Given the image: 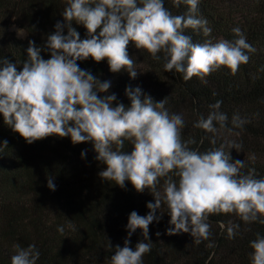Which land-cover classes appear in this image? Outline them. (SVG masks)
Instances as JSON below:
<instances>
[{"label": "clouds", "instance_id": "9594fccd", "mask_svg": "<svg viewBox=\"0 0 264 264\" xmlns=\"http://www.w3.org/2000/svg\"><path fill=\"white\" fill-rule=\"evenodd\" d=\"M173 3L186 4L188 14L173 15L165 0H66L61 13L64 22L55 24L42 46L29 40L21 70L17 63L0 57V115L13 132L28 144L53 135L70 137L73 144L90 142L95 159L105 166L98 172L102 181H114L121 188L127 181L137 192L148 190L153 195L155 202L147 203L146 215L129 214L127 237L123 247L116 245L111 264H143L142 257L152 246L149 225L159 221L156 213L162 204L170 216L167 234L188 233L195 244L210 235L209 214L235 213L246 223L264 224V178H255L254 169L241 174L244 160H233L231 151H225V147L236 150L241 145L226 141L206 152L190 149L188 144L195 141L182 142L184 120L180 114L169 113L168 97L154 101L140 87L126 86L130 101L126 106L115 93L109 94L110 80L101 81L77 63L88 58L97 63L106 60L110 72L126 71L135 79L138 72L127 51L130 44L153 59L163 53L164 70L183 74L185 81L203 78L221 66L235 73L248 62L247 53L255 49L239 27L232 29L233 40L193 43L183 29L200 30L205 36L211 33L207 19L195 15L199 0ZM73 21L86 29L87 38L81 39ZM24 33L17 30L18 36ZM44 50L50 58L41 56ZM221 104L218 100L209 105L207 117L200 116L193 126L213 134L217 125L226 129L228 118L219 111ZM233 124L238 127L243 121L234 116ZM125 141L133 146L130 153L122 151ZM85 156L82 151L81 157ZM160 178H166L162 191L157 188ZM47 187L55 191L54 177L47 178ZM68 227L74 226L69 223ZM220 228H225L222 222ZM238 228L229 222V238ZM137 229L144 239L133 248L130 238ZM57 230L63 234L64 226ZM108 246L112 248L109 240ZM250 247L251 264H264V236L258 233ZM13 249L11 264H37L40 259L35 244H14Z\"/></svg>", "mask_w": 264, "mask_h": 264}, {"label": "trees", "instance_id": "16d2710c", "mask_svg": "<svg viewBox=\"0 0 264 264\" xmlns=\"http://www.w3.org/2000/svg\"><path fill=\"white\" fill-rule=\"evenodd\" d=\"M66 6V0H0V57L17 63L21 70L29 40L42 46L55 24L64 22L61 13ZM165 7L173 15L188 14L184 3L176 6L173 0H165ZM195 15L207 19L211 33L205 36L200 30L183 29L193 43L233 40L232 29L239 27L255 49L247 53L248 62L235 73L221 66L203 78L185 81L183 74L164 70L163 53L153 59L146 50L130 44L127 51L135 61V79L126 71L110 72L106 60L97 63L88 58L77 63L101 81L110 80L109 94L115 93L126 106L130 104L126 86L140 87L154 101L168 97L169 113L180 114L184 120L182 142L195 141L188 144L190 149L206 152L234 141L241 147H225V151H231L233 160H244L241 174L254 169L255 178H264V0H199ZM72 23L81 39L87 38L86 29ZM14 27L24 29L26 39L18 38ZM41 56L48 59L50 53L44 50ZM218 100L222 101L219 111L228 118L227 128L217 125L215 134L195 128L194 123L200 116L207 117L209 105ZM234 116L243 121L241 126L233 124ZM132 148L125 141L122 151L130 153ZM95 157L90 142L73 144L70 137L53 135L28 144L0 115V264H11L14 244H35L40 252L37 264H111L116 245L123 247L127 237L129 214L136 211L144 216L149 211L147 203L155 201L148 190L137 192L130 182L121 188L114 181H102L98 172L105 166ZM48 177H54L55 191L47 187ZM164 179L160 178L158 190L162 191ZM156 215L159 221L149 225L152 246L143 255V264H251L250 241L258 233L264 236V224L259 221L246 223L235 213L209 214L210 235L195 244L188 233L167 234L166 205ZM229 222L239 225L233 238L227 233ZM69 223L74 227H68ZM61 225L63 234L57 230ZM143 239L137 229L130 246Z\"/></svg>", "mask_w": 264, "mask_h": 264}, {"label": "rangeland", "instance_id": "374dc122", "mask_svg": "<svg viewBox=\"0 0 264 264\" xmlns=\"http://www.w3.org/2000/svg\"><path fill=\"white\" fill-rule=\"evenodd\" d=\"M225 1H227V0H225ZM229 3H230V2H229ZM18 29H20V28H18V27H14V28H13V31L16 33V35H17V30H18ZM17 37H18V38H21V39H26V37H27V33L25 32L23 36H18V35H17Z\"/></svg>", "mask_w": 264, "mask_h": 264}]
</instances>
